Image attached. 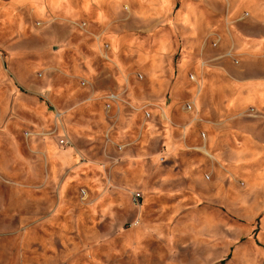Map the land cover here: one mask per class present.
Segmentation results:
<instances>
[{
    "label": "rangeland",
    "instance_id": "obj_1",
    "mask_svg": "<svg viewBox=\"0 0 264 264\" xmlns=\"http://www.w3.org/2000/svg\"><path fill=\"white\" fill-rule=\"evenodd\" d=\"M151 1L0 0V264H264V0Z\"/></svg>",
    "mask_w": 264,
    "mask_h": 264
},
{
    "label": "crops",
    "instance_id": "obj_2",
    "mask_svg": "<svg viewBox=\"0 0 264 264\" xmlns=\"http://www.w3.org/2000/svg\"><path fill=\"white\" fill-rule=\"evenodd\" d=\"M169 3H170L169 0H152L151 1V3H150V7H151V9H150L151 10V12H150V21L152 23H157L158 22L159 18L156 15H160L161 14L165 18H170L171 17V11L169 10V7H167L168 9L165 8V5L169 4ZM191 6H192V4H191ZM193 9L194 8H191L189 10L186 9V5L182 6L179 9L180 13H179V15H176L173 18L174 19L173 23H174L175 27H179L180 30H183V34H182V32L179 34L180 36L178 38L179 39L178 41L171 40V42L166 43L167 45L172 47L173 51L175 49L174 52H177V50H179L180 54H183L185 56L194 54L196 46L197 45L199 46V40H200L199 34H200L201 30L199 32H197L198 33L197 35L192 37V32H193L194 29L192 30V27L190 26V23H191V21L196 22L197 19L199 20L200 18L192 19L191 21H190V19H188V14L190 13V11H192L191 13H193V11L196 10V9H194V10ZM196 14H198V17L199 16L202 17V14H204V12L200 11L199 13L196 12ZM151 17H153V18H151ZM185 22H187V23H185ZM197 42H198V44H197ZM175 47H177V49ZM181 48H183V50ZM167 51H168V48L165 51V54H164L165 61L162 64L165 65L164 68H165V70H167L166 77H169L170 68L168 67V65H169V61H171L173 55L169 56L168 53L166 54ZM169 58H171V59H169ZM202 69H203V67H202ZM165 87H166L167 90L170 89V83L167 84ZM248 92H250V91H248ZM171 93H172L171 94V98L172 99L169 101V105L167 106L165 104V106H166V108H169V110L174 108V109L179 110V112L181 113L182 111H181L180 106H176L175 107V105H177V103H179L177 101L178 97L176 96L177 94H176V91H175V87H173L171 89ZM192 98L194 99V103L196 104V98H198L197 95H195V97L193 96ZM246 98L248 99L249 96L246 97ZM238 105H239V102H238ZM158 109H159V107H158ZM158 111H160V109ZM183 114H185V113L183 112ZM160 115L163 118V119H160V120L163 121L165 119L163 113H160ZM195 120L196 119L193 120L192 118L189 119V120L183 119V121H174V122H171V120H169L170 121V128L166 129V126H165V128H163L161 130L163 134H165V133L167 134L166 138H167V143H168L167 144L168 145V153L170 154V157L172 159L183 157V156H185V153L187 151H189V150H185V149H188L187 148V143H186L187 135L185 133H183L182 136H179V135H177V133H174V132L176 130H178V129H182L184 131V129L186 128V125H190V124L192 125V124H194L196 122H201V119H199L200 121H195ZM158 122H160V121H158ZM163 122H165V121H163ZM165 129H166V131H164ZM159 137H161V136H159ZM154 141H159V139H156L154 137ZM164 143H166L165 139H164ZM0 200H1L0 201V205H3L4 199L0 198Z\"/></svg>",
    "mask_w": 264,
    "mask_h": 264
},
{
    "label": "built area",
    "instance_id": "obj_3",
    "mask_svg": "<svg viewBox=\"0 0 264 264\" xmlns=\"http://www.w3.org/2000/svg\"><path fill=\"white\" fill-rule=\"evenodd\" d=\"M107 48H108V45L106 43H104L103 49L107 50ZM82 84L84 85V82ZM101 99L103 102L104 109L108 110V111L111 110L114 106L116 107L119 103H122V101H123L122 97L115 92H108L105 95H103L101 97ZM145 106L146 105H142V107H144V108H145ZM186 108L191 109V106L188 105V106H186ZM105 137L108 138V135L106 134ZM59 144L64 145V146L68 145V140L66 138H62L59 140ZM138 197H139L138 193L133 194L134 201H137Z\"/></svg>",
    "mask_w": 264,
    "mask_h": 264
}]
</instances>
